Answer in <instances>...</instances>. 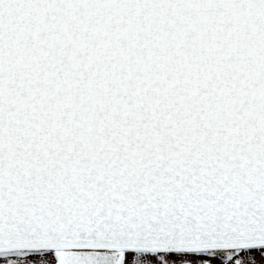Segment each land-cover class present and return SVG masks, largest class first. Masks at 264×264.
I'll use <instances>...</instances> for the list:
<instances>
[{
  "label": "snow or ice",
  "instance_id": "snow-or-ice-1",
  "mask_svg": "<svg viewBox=\"0 0 264 264\" xmlns=\"http://www.w3.org/2000/svg\"><path fill=\"white\" fill-rule=\"evenodd\" d=\"M264 0H0L6 264H255Z\"/></svg>",
  "mask_w": 264,
  "mask_h": 264
},
{
  "label": "rangeland",
  "instance_id": "rangeland-1",
  "mask_svg": "<svg viewBox=\"0 0 264 264\" xmlns=\"http://www.w3.org/2000/svg\"><path fill=\"white\" fill-rule=\"evenodd\" d=\"M242 255H245L246 259L251 257L255 264H264V249L248 250L246 253L242 252ZM0 264H6L3 257H0Z\"/></svg>",
  "mask_w": 264,
  "mask_h": 264
}]
</instances>
